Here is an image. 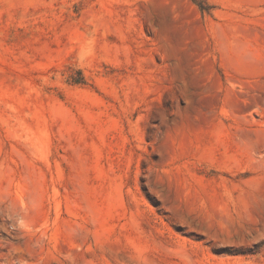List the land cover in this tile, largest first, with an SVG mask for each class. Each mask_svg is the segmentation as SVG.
<instances>
[{
    "label": "rangeland",
    "instance_id": "rangeland-1",
    "mask_svg": "<svg viewBox=\"0 0 264 264\" xmlns=\"http://www.w3.org/2000/svg\"><path fill=\"white\" fill-rule=\"evenodd\" d=\"M0 264H264V0H0Z\"/></svg>",
    "mask_w": 264,
    "mask_h": 264
}]
</instances>
